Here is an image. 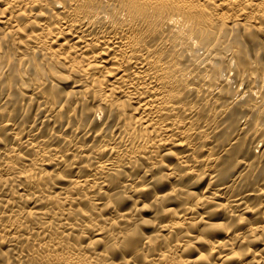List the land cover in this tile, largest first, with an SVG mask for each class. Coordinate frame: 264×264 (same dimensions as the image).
Wrapping results in <instances>:
<instances>
[{
  "label": "bare ground",
  "instance_id": "1",
  "mask_svg": "<svg viewBox=\"0 0 264 264\" xmlns=\"http://www.w3.org/2000/svg\"><path fill=\"white\" fill-rule=\"evenodd\" d=\"M16 242L31 264H264V0H0Z\"/></svg>",
  "mask_w": 264,
  "mask_h": 264
},
{
  "label": "rangeland",
  "instance_id": "2",
  "mask_svg": "<svg viewBox=\"0 0 264 264\" xmlns=\"http://www.w3.org/2000/svg\"><path fill=\"white\" fill-rule=\"evenodd\" d=\"M222 139L223 138V136H222V134H221V132H219V139ZM226 159V158H225ZM225 159H223V160H221L220 162H219V166H222L223 165V163L225 162ZM222 164V165H221ZM221 178L219 177L218 178V180H220ZM197 181H195V182H193V183H191L192 185L194 184V183H196ZM206 182H207V179L204 181V182H201V189H203L204 187H205V185H206ZM203 183V184H202ZM187 185H189V184H187ZM189 188H190V190H193V191H198L199 190V188H200V186L199 187H195V186H190L189 185ZM125 199V198H124ZM129 200H127V205L126 204H124V205H122V206H126V207H121V210L120 211H124V209L125 208H127V206L128 205H130V204H132V202H134L132 199L133 198H128ZM148 209H146V210H143L142 208H139V209H137L135 212V216L136 217H139V219H141L142 217V220H138L136 223H138V224H134L133 226V230H132V232L135 230V235L136 234H138L139 232H141L142 233V231H143V233L144 234H150L149 232H154V229H155V220H156V218H155V220H153L154 219V216H153V214H154V212L153 211H150L149 210V207H147ZM148 210V211H147ZM139 212V213H138ZM138 213V214H137ZM138 215V216H137ZM135 217V218H136ZM144 217H145V220H143L144 219ZM147 217V218H146ZM149 218V221L147 220ZM151 218V219H150ZM153 218V219H152ZM144 222V223H142V222ZM148 221V222H147ZM147 222V223H146ZM153 224H151V223ZM146 224V225H145ZM137 225V228H135V226ZM133 235H134V232H133ZM22 243H23V245H22ZM18 244V245H17ZM20 244V245H19ZM6 246L7 247H9V246H12V247H10V248H6ZM25 247L26 246V243L25 242H16V243H10V244H3V245H0V264H2V263H5V262H9L10 264H31L32 262L31 261H29V260H23V261H16L12 256H11V251L13 250V249H17V248H20V247ZM7 250V251H6ZM7 252H8V254H7ZM114 252H117V250H114ZM5 254V255H4ZM7 256H9V257H7ZM193 256V255H192ZM3 257V258H2ZM8 260H7V259ZM21 262V263H20Z\"/></svg>",
  "mask_w": 264,
  "mask_h": 264
}]
</instances>
